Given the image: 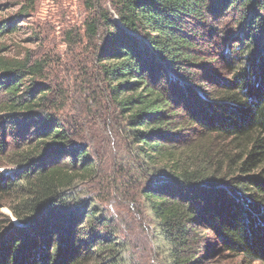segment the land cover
<instances>
[{"label":"trees","instance_id":"obj_1","mask_svg":"<svg viewBox=\"0 0 264 264\" xmlns=\"http://www.w3.org/2000/svg\"><path fill=\"white\" fill-rule=\"evenodd\" d=\"M108 3L85 0L100 42L70 90L0 55V208L17 219L0 264H140L142 226L165 264H205L209 233L264 264V0ZM18 28L0 19V37Z\"/></svg>","mask_w":264,"mask_h":264},{"label":"rangeland","instance_id":"obj_2","mask_svg":"<svg viewBox=\"0 0 264 264\" xmlns=\"http://www.w3.org/2000/svg\"><path fill=\"white\" fill-rule=\"evenodd\" d=\"M104 3L107 9L114 12L108 0H104ZM0 6L3 9L0 19L19 26L15 32L0 37V55L23 58L30 54L34 61L46 62L47 80L53 84L64 83L69 90L76 86L79 75L91 72L90 59L93 58L95 45L100 41H93L89 36L87 25L91 11L86 7L85 0H0ZM26 7H29L28 13L21 14ZM9 169L2 168L3 171ZM106 207L114 211L118 206L106 204ZM120 211L131 219L128 225H137L139 215L134 212L132 204L120 206ZM6 215L17 222L8 207H1L0 221ZM123 225L126 226V221H123ZM150 231L151 235L147 236L143 226L138 230L134 262L165 264L164 251L167 246L154 240L156 231L152 227ZM208 235L199 245L198 257L203 258L205 264H262L223 252L221 247H213L214 235ZM206 246H210V253Z\"/></svg>","mask_w":264,"mask_h":264}]
</instances>
